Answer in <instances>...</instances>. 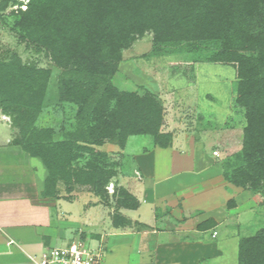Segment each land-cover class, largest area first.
Returning <instances> with one entry per match:
<instances>
[{"label":"trees","instance_id":"1","mask_svg":"<svg viewBox=\"0 0 264 264\" xmlns=\"http://www.w3.org/2000/svg\"><path fill=\"white\" fill-rule=\"evenodd\" d=\"M10 2L18 0H0V11ZM17 13L15 26L63 69L61 100L77 107L76 128L67 138L54 140L49 128L35 129L21 146L47 170L43 197L57 198L59 181L68 191L77 186L106 192L116 171L97 161L109 154L93 145L110 142L125 149L130 136L151 135L158 147L171 146L172 134L161 132L163 108L157 97L120 90L112 83L123 50L147 32L153 34L156 52L183 43L194 51L201 43L213 42L217 50L211 62L236 69L237 104L246 126L243 147L224 163L223 176L235 186L264 195V0H29ZM50 76V69L26 65L17 53L9 61L0 60L4 110L9 112L18 94L22 111L31 121L36 119ZM83 153L96 157L85 166L75 165ZM138 205L121 187L114 223L121 208ZM238 261L264 264V229L241 239Z\"/></svg>","mask_w":264,"mask_h":264},{"label":"rangeland","instance_id":"2","mask_svg":"<svg viewBox=\"0 0 264 264\" xmlns=\"http://www.w3.org/2000/svg\"><path fill=\"white\" fill-rule=\"evenodd\" d=\"M28 1L10 2L6 10L0 11V60L9 61L17 53L26 65L50 69L51 76L41 111L33 121L22 111L25 107L18 105V100H21L18 94L13 99L9 112L4 110L0 99V153L16 156V153H23L17 162L20 161L25 166V173L20 172V176H15L12 170L6 168L0 170V218L19 220L22 223L39 220L43 226H48L41 230L49 235L55 233L56 227L53 224L56 222L58 226L59 221H62L64 227L67 226L64 229L65 236L63 239L53 236L51 247L66 246L80 238L89 242L93 240L94 233L89 229L80 233L79 225L87 222L90 217L96 218L101 210L109 211L104 207L107 206L106 202L116 205L119 189L126 188L120 174L128 173L132 166V153L149 150L157 145L151 135L130 136L125 149L110 142L101 146L93 145L96 151L109 154L104 161L100 157L97 161L106 165L108 170L116 171V175L111 178L103 194L80 190L77 186L68 191L64 182L59 181L56 184L58 201L51 207L53 224L44 221L46 218L43 216V210L53 200L41 203L34 201L33 204L28 198L22 199L26 193L23 179L29 180L31 177V185L42 189V193L47 175L41 160L23 151L22 144L30 139V134L35 129L49 128L54 140L67 138V133L76 128L77 111L74 104L60 98L59 81L63 69L55 64L46 50L32 42L15 26L19 8L25 10ZM152 37L153 34L147 32L123 50L122 61L112 77V83L120 90L136 91L141 96L146 93L154 94L163 108L161 132L172 134V144L187 152L192 148L191 144L195 143L197 151L201 153L203 149L207 159L212 160L223 175L224 163L243 147L246 126L243 109L237 104L236 69L229 64L211 62L217 50V44L213 42L201 43L199 49L194 51L183 43L164 47L162 51L156 52ZM20 113L25 116H20ZM167 151H158L163 154L159 159L164 160V163L168 161ZM215 151H218L217 155ZM95 157L92 153H83L74 164L85 166L94 161ZM238 189V200L226 202L225 210L228 213L222 211L221 221L213 223L202 233L209 246L207 252L217 250V256L201 264H239L241 239L254 236L264 229L263 193L242 187ZM90 202L104 206L92 207L86 211ZM2 219L0 223L5 222ZM212 229L217 231L216 238H211ZM97 245L98 241L93 240L90 248L94 249ZM109 258L116 259L118 264L126 263V254H118L116 257L108 251L105 254L106 263Z\"/></svg>","mask_w":264,"mask_h":264},{"label":"crops","instance_id":"3","mask_svg":"<svg viewBox=\"0 0 264 264\" xmlns=\"http://www.w3.org/2000/svg\"><path fill=\"white\" fill-rule=\"evenodd\" d=\"M191 146L189 152L173 143L167 148L156 146L132 153V166L128 173L120 174V179L139 205L121 208L117 224L113 218L114 206L96 202L87 205L86 211L98 206L109 209L101 210L96 218L90 217L79 225L80 233L86 232L85 229L94 233L93 240L98 241L95 248L103 249L104 264H118L111 256L106 263L108 251L116 257L126 254L125 264H201L217 256V250L207 252L209 246L202 233L221 221L223 212L228 213L226 202L237 201L239 189L224 179L203 149L200 153L195 143ZM159 150H168L167 162L159 159L163 155ZM16 154L18 156L0 153V170H12L15 176L25 173L24 163L17 162L23 153ZM26 180H22L26 186L22 199L28 198L33 204L53 200L54 203L43 210L44 221L53 224L51 207L58 199L43 197L42 189L31 185V177ZM2 220L5 222L0 223V264H35L30 257H37L51 247L53 236L63 239L67 227L62 221L58 226L55 222V233L49 235L42 231L45 226L39 220L23 223L8 218ZM214 232L217 231L212 229L211 238L218 236H213ZM91 241L85 242L91 246Z\"/></svg>","mask_w":264,"mask_h":264},{"label":"built area","instance_id":"4","mask_svg":"<svg viewBox=\"0 0 264 264\" xmlns=\"http://www.w3.org/2000/svg\"><path fill=\"white\" fill-rule=\"evenodd\" d=\"M216 235L214 232L213 236ZM30 258L35 264H104L103 249H92L81 239L66 246L46 248L39 256Z\"/></svg>","mask_w":264,"mask_h":264}]
</instances>
